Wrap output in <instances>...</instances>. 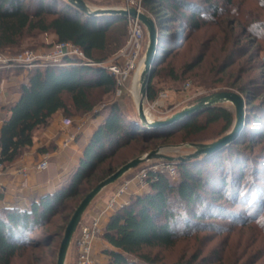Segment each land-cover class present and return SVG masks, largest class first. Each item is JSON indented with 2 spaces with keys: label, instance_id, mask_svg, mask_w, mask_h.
I'll return each mask as SVG.
<instances>
[{
  "label": "trees",
  "instance_id": "16d2710c",
  "mask_svg": "<svg viewBox=\"0 0 264 264\" xmlns=\"http://www.w3.org/2000/svg\"><path fill=\"white\" fill-rule=\"evenodd\" d=\"M138 1L141 9L154 19L158 30V56L146 93V99L153 101L158 92L152 79L161 72L164 59L171 55V49H166L160 59L162 34L171 38L170 41L184 40L186 31L201 28L206 14L215 19L219 7L211 0ZM171 24H178L173 34L169 31ZM213 24L216 23L213 21ZM36 34H52L56 42H69L87 59L100 63L125 45L127 19L119 15L88 16L67 0H0V52L18 47L25 36ZM98 53L103 55H96ZM201 60L199 57L196 63ZM169 75L176 78L172 68ZM92 89L113 94L116 80L105 67L77 65L75 60L67 58L29 70L27 82L20 86V98L6 108L9 115L0 127V162L4 165L17 159L32 145L34 130L45 127L56 112L62 111L66 119L77 113L91 112L94 108L90 100ZM245 101V127L236 142L210 157L180 161L176 181L165 173L150 171L146 176L149 191L132 196L110 216L102 235L112 247L106 251L108 264H156L144 250L173 246L186 231L208 222L210 225L211 220L224 216L226 211L221 207L246 212V220L237 219L240 224L256 218L264 206V190L260 184L264 179V162L253 155L252 143L254 138H259V142L264 139V119L251 118L255 107L248 97ZM103 117L64 187L32 201L26 209H0V264H11L27 246L37 248L39 243L30 244L28 232L50 223L51 218L64 209L71 210L66 207V200H75L82 194L83 184L92 182L107 161L109 168L104 174H109L106 177L116 171L114 168L121 159L114 157L120 149L129 148L134 154H140L159 142L165 143L177 133L183 136L181 141L193 136H196L193 143L214 141L230 129L234 120L233 112L217 104L204 108L193 118L162 129L146 127L134 111L122 109L117 102L109 104ZM213 126L218 128L215 137L210 131ZM206 160L208 164H204ZM177 206L180 211L176 213ZM52 238L50 235L47 244Z\"/></svg>",
  "mask_w": 264,
  "mask_h": 264
},
{
  "label": "rangeland",
  "instance_id": "374dc122",
  "mask_svg": "<svg viewBox=\"0 0 264 264\" xmlns=\"http://www.w3.org/2000/svg\"><path fill=\"white\" fill-rule=\"evenodd\" d=\"M83 1L90 8L120 9L127 5L123 0ZM211 1L217 3L219 14L215 19L206 14L204 16L205 23L199 30L195 32L186 31L183 34L184 40L181 41H170L171 38L162 34L160 59H163V51L166 49H171V55L164 59L161 72L152 79V83L158 94L164 92L167 97L158 100L154 105L153 103L156 102L154 100L145 99L143 103V110L149 112L154 120L164 119L186 107L194 106L204 97L221 92H236L244 99L248 97L250 103L255 107L254 111L250 113V117L264 119V0ZM140 10L144 12L142 9ZM210 20L211 22H209ZM213 21L216 24H213ZM171 25L169 31L173 34L177 30L178 24ZM55 43L56 40L52 34L28 35L22 39L18 47L7 48L0 54H17L28 50L45 55L52 50ZM146 45L147 34L144 29L141 56L144 55ZM124 48L125 45L118 52L108 55L100 63H103L105 67L110 65L122 66L121 52ZM96 55L101 56L103 53ZM199 57H202V60L196 63ZM188 65L191 66L189 70L187 69ZM171 68L174 71L175 79L169 75ZM138 69L129 72L124 79L119 78V81L115 79L116 89L113 94L104 93L101 89H92L90 100L94 103L93 110L77 113L73 116L80 120L90 115L99 116L102 123L106 108L113 102H117L122 109L132 110L137 114L140 79L138 77V83L135 85L134 78ZM217 105L225 107L234 114V108L230 103L219 102ZM198 112L191 113L183 120L188 117L193 118ZM180 125L181 123L177 124L175 129L179 128ZM214 128L213 126L210 130L213 132L212 137L217 136L218 128ZM195 137L181 141L183 136L177 133L165 143L160 144L159 142L156 147L149 148L140 154H134L135 152L129 148H122L114 157L119 156L121 159L114 170L151 151L157 150L160 155L166 157L185 158L194 152V144L212 142L193 143ZM247 144L250 145L249 142ZM135 145L139 144L135 143ZM252 145L253 155L264 162V139L259 142V138H254ZM162 161L166 160L153 158L144 162L125 174L116 183L102 190L92 201L82 218L93 208L95 202L104 201L106 203L114 198L116 190L125 183L128 184L126 195H129V199L138 195L134 191H140L141 187L145 185L138 179L141 171L158 166ZM179 163V160L174 162L176 168ZM208 163L209 160L204 162V164ZM107 168H109V161L101 167V172L96 173L93 179L91 178L92 182L83 184L82 194L75 200H66V207L71 208V210L64 209L55 214L50 223L39 229L30 230L27 234L31 240L30 244L38 242L39 246L35 249L27 246L24 251H20L12 259L11 264H56L60 243L70 217L85 195L103 178H106L109 173L104 174V171ZM176 172L178 174V169ZM177 174L171 178L173 181L177 180ZM260 184L263 185L264 190V179L263 183ZM132 188H134L133 191ZM145 193L147 192L143 190L139 195ZM262 197V205H264V192ZM120 199L122 197H117L116 201ZM221 208L226 211L224 216L211 220L210 223L212 224L209 225L208 222L205 226L186 231L185 234H181L177 238L171 247L146 249L143 252L147 253L156 264H264V206L260 210L261 212L256 214L254 220H247L245 224H240L237 221L239 218L246 220V212H240V210L239 213L238 210H235L237 208L227 206ZM174 209L176 213L180 211L179 206ZM50 235L53 238L47 244L46 241ZM77 235L78 229H76L71 240L65 264H72L76 261L75 241Z\"/></svg>",
  "mask_w": 264,
  "mask_h": 264
},
{
  "label": "crops",
  "instance_id": "0c3cea01",
  "mask_svg": "<svg viewBox=\"0 0 264 264\" xmlns=\"http://www.w3.org/2000/svg\"><path fill=\"white\" fill-rule=\"evenodd\" d=\"M27 74L28 71L20 68L0 70V127L9 115L6 108L20 98V86L27 82ZM64 121L62 111L53 114L45 127L34 130L32 145L13 162L3 165L0 174V209H26L32 201L53 194L68 183L90 138L100 126L101 119L90 115L80 120L71 116L68 124ZM44 159L47 160L46 169H37V165ZM143 190L149 191L147 184L134 193L139 195ZM126 194L120 196L122 199L117 201L114 211L107 210L101 216V234L95 239L93 247L96 264H108L106 251L112 247L102 235L110 216L129 202V195ZM105 205L104 201L95 202L82 221H89L103 211Z\"/></svg>",
  "mask_w": 264,
  "mask_h": 264
},
{
  "label": "water",
  "instance_id": "95a60500",
  "mask_svg": "<svg viewBox=\"0 0 264 264\" xmlns=\"http://www.w3.org/2000/svg\"><path fill=\"white\" fill-rule=\"evenodd\" d=\"M67 1L88 16L119 15L120 17H123L125 19H136L144 27L147 34V45L142 59V69L139 74L140 89L137 102V116L143 125L151 129L166 128L183 120L193 112L201 111L204 108L215 105L219 102H228L233 106L234 120L230 129L225 132L220 138L207 144H194V152L190 155H187L185 158L166 157L160 155L157 150L151 151L141 157H137L123 164L108 177L104 178L98 184H96L80 201L72 216L70 217L60 243L56 264H65L71 240L81 221V218L92 201L99 195L102 190L116 183L125 174L135 169L140 164L147 162L153 158L164 159L169 162H175L177 160L184 162L189 160H196L201 157H210L218 151L226 148L230 144L236 142L239 139L246 122V101L240 94L236 92L216 93L211 96L204 97L200 99L194 106L186 107L177 113L165 117L164 119H148L143 110V103L146 99L147 87L151 76V69L155 64L158 56L159 45L158 30L154 19L144 12L138 10L136 7H129L127 9L90 8L84 3L83 0Z\"/></svg>",
  "mask_w": 264,
  "mask_h": 264
},
{
  "label": "built area",
  "instance_id": "2783aa9c",
  "mask_svg": "<svg viewBox=\"0 0 264 264\" xmlns=\"http://www.w3.org/2000/svg\"><path fill=\"white\" fill-rule=\"evenodd\" d=\"M127 5L121 9H127L129 7H136L138 10L141 9L140 1L138 0H123ZM141 11V10H140ZM127 31L128 37L125 43V48L122 54V66L110 65L105 67L103 63H95L85 57L83 52L75 45L69 42H56L52 50L41 55L40 53L33 51H23L17 54H0V70L8 68H20L29 71L36 67H47L49 65L59 63L63 59H72L77 62V65H84L89 67H105L109 74L113 75L117 81L124 79L127 74L133 70L139 68L142 64L143 56H141V49L144 37V27L136 19L127 18ZM120 78V79H119ZM167 94L160 92L157 98L154 100L156 104L158 100L164 99ZM159 98V99H158ZM152 107V106H150ZM146 117L150 120H154L150 113L144 110ZM65 124L69 123V119L65 118ZM47 167V160H42L38 165L37 169L43 170ZM176 165L174 162L162 161L158 166L150 167L149 169H143L138 176L140 182L146 184V176L150 171L165 173L171 178L175 177ZM3 170V163L0 162V174ZM128 184L125 183L119 187L114 198L106 202L103 211L95 214L89 219V221L82 222V219L77 227L78 235L75 241L76 249V261L75 264H96L93 257V247L95 239L101 234L100 220L101 216L105 211H114L117 206L116 198L122 196L127 190Z\"/></svg>",
  "mask_w": 264,
  "mask_h": 264
},
{
  "label": "bare ground",
  "instance_id": "6f19581e",
  "mask_svg": "<svg viewBox=\"0 0 264 264\" xmlns=\"http://www.w3.org/2000/svg\"><path fill=\"white\" fill-rule=\"evenodd\" d=\"M141 67H142V65L139 66L138 72H137L136 75H135V78H134V83H135V85H136V83H138L137 80H138V77H139V73H140V69H141ZM136 89H137V88H136ZM138 91H139V90H138ZM134 93H135V92H134Z\"/></svg>",
  "mask_w": 264,
  "mask_h": 264
}]
</instances>
